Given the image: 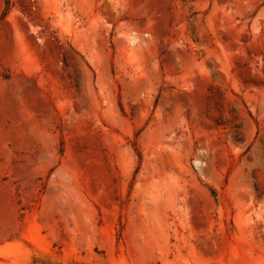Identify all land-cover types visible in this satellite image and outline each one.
I'll list each match as a JSON object with an SVG mask.
<instances>
[{"label": "rangeland", "instance_id": "374dc122", "mask_svg": "<svg viewBox=\"0 0 264 264\" xmlns=\"http://www.w3.org/2000/svg\"><path fill=\"white\" fill-rule=\"evenodd\" d=\"M0 264H264V0H0Z\"/></svg>", "mask_w": 264, "mask_h": 264}]
</instances>
